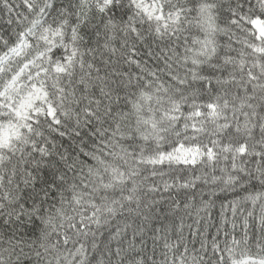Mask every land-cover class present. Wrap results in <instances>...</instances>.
<instances>
[{"label":"snow or ice","instance_id":"snow-or-ice-1","mask_svg":"<svg viewBox=\"0 0 264 264\" xmlns=\"http://www.w3.org/2000/svg\"><path fill=\"white\" fill-rule=\"evenodd\" d=\"M0 264H264V0H0Z\"/></svg>","mask_w":264,"mask_h":264}]
</instances>
